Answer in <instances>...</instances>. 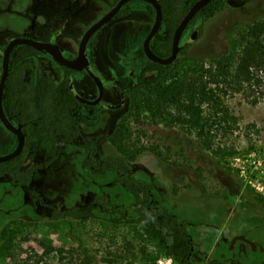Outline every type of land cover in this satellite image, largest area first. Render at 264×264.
Segmentation results:
<instances>
[{
    "label": "rangeland",
    "instance_id": "obj_1",
    "mask_svg": "<svg viewBox=\"0 0 264 264\" xmlns=\"http://www.w3.org/2000/svg\"><path fill=\"white\" fill-rule=\"evenodd\" d=\"M82 2L67 0V20L59 21L54 12L38 13L37 30L42 32L45 20L54 16L50 34L60 32L63 44L76 50L84 29L111 3L93 1L82 10ZM15 6V2L0 1V74L5 45L27 26L26 18L13 12ZM142 7L135 4L129 16L106 26L90 50L95 72L116 79L118 91L132 82L122 57L141 42L153 21ZM263 19L264 0H210L204 14L188 27L176 59L168 65L209 63L231 48L249 23ZM38 68L55 82L61 80L62 68L41 55L26 72L27 81H33ZM154 76L151 72L144 78ZM257 78L258 82L245 83L238 90L219 93L218 103L206 109L214 123L203 132L180 124L155 123L147 113L138 115L132 108L136 85L126 91L123 106L92 108L96 117L81 125L84 135L97 140L96 158L127 154L131 172L152 184L154 199L188 224L194 264L232 259L243 264L264 262V180L262 192L253 189L240 175L237 161L243 158L244 164L252 152L264 154V74L259 72ZM74 87L91 97L95 93L87 76L76 77ZM117 99L107 93V102L117 104ZM14 138L0 125L1 154L11 149ZM77 141L54 145L46 137L32 139L24 168L55 156L34 174L32 187L59 209L92 205L94 217L53 221L49 209L38 206L23 187L1 178L0 264H85L82 252L93 258V264H167L168 256L146 242L138 226L109 220L111 216L135 217L133 197L115 181L114 174L83 169L84 149L81 139ZM104 195L113 207L96 203ZM12 233L13 240L7 243Z\"/></svg>",
    "mask_w": 264,
    "mask_h": 264
},
{
    "label": "trees",
    "instance_id": "obj_2",
    "mask_svg": "<svg viewBox=\"0 0 264 264\" xmlns=\"http://www.w3.org/2000/svg\"><path fill=\"white\" fill-rule=\"evenodd\" d=\"M196 1H161L167 32L163 39L156 40L155 47L163 56L169 55L172 32L189 6ZM205 8L198 11L195 17L203 15ZM40 53L41 50L21 44L15 46L10 55L9 72L3 91V109L10 122L15 125L20 123L23 130H28V137L19 155L0 162V178L6 176L13 185L26 188L38 206L49 209V218L53 221H87L94 217L92 205H72L59 209L48 202L39 190L30 186L34 174L45 169L55 156L28 168L23 167L32 139L46 137L54 145L58 141L63 145H72L81 138L84 149L82 168L97 174H114L115 181L133 197L135 217L111 216L109 220L115 224L138 226L146 242L153 243L176 264H194L195 253L188 224L154 199L152 184L131 172L128 155L121 152L96 158L97 140L85 136L81 130V125L88 121L89 113L69 89L73 69L62 66L64 75L57 83L42 70L37 71L32 82L25 79L26 71L33 67ZM145 72H153L155 76L138 77L132 101L133 110L138 115L147 113L155 123L180 124L203 132L214 123H211V115L206 109L218 103L219 93H226L227 89L238 90L252 81L258 82L257 74H264V19L249 23L238 34L235 44L209 63L199 61L177 67L148 62L142 73ZM36 124H40V127H36ZM96 203L114 206L108 201L107 195ZM13 236V233L8 236L6 242L11 243ZM145 250L146 246H143L142 252ZM82 253L84 263L93 264V258ZM206 264L243 263L232 259L228 262L208 260Z\"/></svg>",
    "mask_w": 264,
    "mask_h": 264
},
{
    "label": "flooded vegetation",
    "instance_id": "obj_3",
    "mask_svg": "<svg viewBox=\"0 0 264 264\" xmlns=\"http://www.w3.org/2000/svg\"><path fill=\"white\" fill-rule=\"evenodd\" d=\"M0 1H10V2H15L16 6L15 8H13V12H15L16 16L17 17H23V18H26L24 20V23L27 24V26L24 28L23 32H21L20 34H18L17 36L15 37H19V36H26V37H30V38H33V39H36V40H39V41H42V42H50V43H53V44H56L60 47L61 49V52H62V55L68 59V60H73L76 56H77V53H78V47H79V43H80V40L83 36V34L85 33V31L92 25L94 24L95 22H97L99 19H101L108 11H110L114 6H116V4L118 3V1L120 0H76V1H83L81 3V6H82V10L84 9H88L89 6L91 5L90 2H93L95 1L96 3H100L99 5H103L105 2H111L110 5L108 6V9L103 12V13H100L97 15V17L95 19H93L88 25L87 27L84 29L78 43H77V46H76V50H73L72 48L70 47H67L63 44L62 42V35L60 34V32H58L57 34H50V30L52 29V27L54 26V22H56V20L53 18L54 16L55 17H59L61 21V19H66L67 20V17L69 16V5L67 4V0H0ZM158 3L160 4L161 6V9H162V20H161V24H160V27L158 28V30L156 31V33L151 37V39L149 40V47L150 49L158 56L160 57H167L170 55H167V56H163L162 54H160V52L158 50H156V47H155V42L156 40H159V39H163L166 35V32H167V28H166V23H165V18H164V13H163V8H162V4H161V1L162 0H157ZM198 1V0H197ZM226 1H239V2H244V1H250V0H226ZM135 4H141L143 7H142V11L146 12L147 14H151L153 16V21H152V24L150 26V28L148 29L146 35L142 38L141 42H139V44H137V46L133 47V48H130L126 53H125V56L122 57V63L128 67L129 69V72H128V76L130 78H132V82L129 86H127L126 88H123L121 90H117V86H116V79H113V78H106V76L104 75H100L98 73L95 72L94 68H93V58L90 56V50L93 49L94 47V44H95V41L97 39V36L98 34L108 25H112L114 22L118 21V20H121V19H124L126 18L127 16H129L134 10V6ZM193 5V4H192ZM191 5V6H192ZM106 6V4H105ZM189 6V8L191 7ZM206 7V6H205ZM188 8V10H189ZM16 10V11H15ZM187 10V11H188ZM186 11V12H187ZM200 11V10H199ZM50 13V12H54V16L50 17L48 20H45L46 21V25H44V29H42L43 31L41 32L40 30H37V22H36V18L38 16V13H41L43 16H44V13ZM24 13V14H22ZM186 14V13H185ZM184 14V15H185ZM197 14V13H196ZM155 16H156V12H155V8L153 7V5L151 3H149L148 1L146 0H129V1H126L125 3H123L121 5V7L118 9V11L113 15V17L105 24H103L101 27H99L92 35L91 37L88 39L87 43H86V47H85V53H86V56L88 58V67L87 68H83L82 70H76V69H73V73H72V77H71V83L69 85V89L72 90L74 93H75V96L76 95H79L80 97H82L84 100H87V101H96V103L94 104H90V103H85V102H81L83 105H84V109L89 113V118H88V121L89 122L91 119H94L96 117L95 113L93 112L92 108H96V109H100V108H108L110 110H112L113 108H118L120 106H123L125 101H126V91L130 90L131 88H133L137 82H138V77L141 75V77L144 78V75L147 74V73H151V72H145V73H142L143 72V68L144 66L148 63V62H152L150 61V59L147 57V55L145 54L144 52V48H143V44H144V41L146 39V37L148 36V34L150 33L151 31V28L154 24V21H155ZM196 16V15H195ZM194 16V17H195ZM200 16V15H199ZM184 17V16H183ZM196 18V17H195ZM195 18H193L189 23L188 25L186 26V28L184 29L182 35H181V38H180V41H179V45L180 47L183 45V42H184V39H185V35H186V32L188 30V27L194 22ZM66 20H65V25H66ZM64 25V24H63ZM178 26V25H177ZM176 26V27H177ZM24 27V26H23ZM22 27V28H23ZM175 27V29H176ZM48 28V29H47ZM174 29V31H175ZM174 31L172 32V35H171V47H172V38H173V34H174ZM15 37H12L11 39L15 38ZM10 39V40H11ZM9 40V41H10ZM8 41V42H9ZM7 42V44H8ZM6 44V45H7ZM5 45V47H6ZM5 49V48H4ZM3 49V50H4ZM12 52V51H11ZM2 54H3V51H2ZM11 55V54H10ZM41 55H45V56H48L49 58H51L53 61H55L61 68H62V65H60L56 60L55 58L45 52L44 50L42 51L41 50V53L39 55L36 56V60L38 59L39 61V57ZM2 64V63H1ZM35 65V64H34ZM33 65V66H34ZM32 68V67H31ZM29 68V69H31ZM28 69V70H29ZM27 70V71H28ZM38 70H40L38 68ZM26 71V72H27ZM43 71V70H42ZM1 72H2V68H1ZM45 72V71H43ZM46 73V72H45ZM47 74V73H46ZM95 75L97 76L101 83H102V86H103V91H102V94L100 95V89L97 85V83L95 82L94 78L92 77V75ZM1 75V74H0ZM49 75V74H48ZM64 75V70L62 68V77ZM25 76H26V73H25ZM50 76V75H49ZM83 76H87L90 78L91 82H92V88H93V91L95 92L94 95L91 97V96H88L87 94L83 93V92H78L75 90V87H74V81H75V78L76 77H83ZM61 77V79H62ZM52 78V77H51ZM26 79V78H25ZM34 80V79H33ZM112 80L115 81V83H112ZM30 82V81H28ZM32 82V81H31ZM57 83V82H56ZM107 93H110V95H117L118 96V99H117V104H112V103H109L106 101V96H107ZM10 121V120H9ZM1 122V121H0ZM86 122V123H87ZM12 123V122H11ZM13 124V123H12ZM0 125H3L2 123H0ZM15 125V124H14ZM36 127H37V124H36ZM82 130V129H81ZM24 131V135H25V132L28 130L25 129L23 130ZM15 136V135H14ZM87 136V135H85ZM28 135L26 136L25 135V138L27 139ZM81 139V138H80ZM32 141V140H31ZM82 141V139H81ZM14 148L16 146V143H17V139H16V136L14 138ZM26 142V140H25ZM78 142V141H77ZM12 146V147H13ZM11 147V148H12ZM13 148V149H14ZM30 150H31V142H30ZM12 151V150H11ZM10 150L3 153V154H6V153H9L11 152ZM1 155V154H0ZM28 157V156H27ZM27 159V158H26ZM24 167V166H23ZM30 167V166H29ZM28 168V167H27ZM39 171V170H38ZM37 171V172H38ZM6 177V176H5ZM5 177H1V178H5ZM0 178V179H1ZM8 178V177H6ZM34 178V176H33ZM9 179V178H8ZM10 180V179H9ZM33 182V180H32ZM13 185V184H12ZM32 187V183L30 185ZM33 188V187H32ZM36 189V188H34ZM24 190L28 193V190L26 188H24ZM38 190V189H37ZM29 194V193H28ZM30 195V194H29ZM33 198V197H32ZM37 204V203H36Z\"/></svg>",
    "mask_w": 264,
    "mask_h": 264
},
{
    "label": "water",
    "instance_id": "obj_4",
    "mask_svg": "<svg viewBox=\"0 0 264 264\" xmlns=\"http://www.w3.org/2000/svg\"><path fill=\"white\" fill-rule=\"evenodd\" d=\"M126 1H129V0L118 1L116 6H114L101 19H99L97 22L92 24L85 31L79 43L77 56L73 60L66 59L62 55L60 47L50 42H42V41L30 38V37H26V36L15 37L8 42L2 54V64H1L2 72L0 75V121L6 129L11 131L16 136L17 143H16L15 148L11 152L0 155V162L9 160L19 155L24 148L25 140H26L22 124L19 123L17 125H14L9 121V119L7 118L4 112L3 103H2L3 91H4L6 79L8 77V72H9V60H10V54H11L12 49L15 46L21 45V44L29 45L37 50H42V51L44 50L45 52L51 54L55 58V60L62 66H65L71 69H76V70H82L83 68H87L88 58L85 53V47H86V43L88 39L99 27L107 23L113 17V15L118 11L121 5L125 3ZM146 1H148L149 3L153 5V7L155 8L156 16H155V21L151 28V31L146 37L144 44H143L144 52L147 55V57L150 59V61L157 62L163 65H168L174 59H176L179 53V50H180L179 41H180V38H181V35L184 29L186 28L188 23L194 18L196 13L202 8H204L210 2V0H198L189 8V10L186 12V14L181 19V21L179 22L178 26L176 27L174 31L173 38H172L171 53L167 57H160L156 55L149 47V40L160 27L161 20H162V9L157 0H146ZM91 75L94 78L95 82L97 83L100 89V95H101L103 91L102 83L97 76L93 74ZM76 98L81 102L90 103V104L96 103V101L90 102V101L84 100L79 95H76Z\"/></svg>",
    "mask_w": 264,
    "mask_h": 264
},
{
    "label": "built area",
    "instance_id": "obj_5",
    "mask_svg": "<svg viewBox=\"0 0 264 264\" xmlns=\"http://www.w3.org/2000/svg\"><path fill=\"white\" fill-rule=\"evenodd\" d=\"M241 159L243 158L237 159V161L240 162V175L253 189L262 192V180H264V154L252 152L248 155V158L242 162L244 164H241ZM246 163H248V165H246ZM162 261V259L159 260V262ZM164 261H166L167 264H176L170 257H166Z\"/></svg>",
    "mask_w": 264,
    "mask_h": 264
}]
</instances>
